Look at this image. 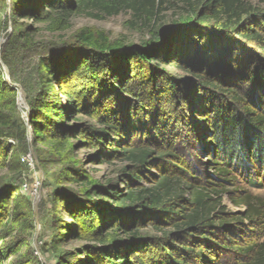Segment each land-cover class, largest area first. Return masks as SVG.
Wrapping results in <instances>:
<instances>
[{"label":"rangeland","instance_id":"1","mask_svg":"<svg viewBox=\"0 0 264 264\" xmlns=\"http://www.w3.org/2000/svg\"><path fill=\"white\" fill-rule=\"evenodd\" d=\"M206 1L164 0L159 15L149 21L135 18L128 11L102 18L82 13L71 18L68 29L50 32L44 24L29 20L10 21L6 16L11 12V0H0V72L3 73L0 86L5 88L7 85L8 90L14 91H8L0 100V264H90L91 255H87L85 250L87 246L95 245V242L86 234L102 228L98 216V212L103 210L102 203L92 207L96 209L92 211L93 215L80 217L76 226H73L65 209V203L80 198L81 191L90 183L110 186L111 192L124 193L130 187L148 188L161 176L179 179L188 186L205 189L211 199L221 204L222 217L226 220L243 217L245 208L236 205L239 198L249 195L251 199L264 201V170L256 168L251 172L241 168L225 169L228 175L218 176L216 164L222 162L215 152L207 149V146L210 147L208 143H211L212 133L209 132H212L210 122L214 112L205 103L206 97L203 100L196 99V96L202 95L198 92L199 81L194 74L202 70L200 65H204V60L193 69L182 66V60L175 54V50H181L180 46L173 44L168 59L153 61L146 66L132 62L126 64L133 89L146 95L143 90L145 84L141 83L151 69L159 71L166 78L179 81L180 91L174 96L167 92L163 81L160 82L162 87L159 86V95L147 91L143 107L136 95L125 91L115 93L114 101L109 103L107 99L111 97L108 95L118 85L113 84L111 75L103 71L105 69L101 62L96 61L93 66L85 65L82 63L83 54H79L83 47L78 35L82 32L102 36L111 43L140 46L152 36H157L156 32L180 28L178 21L197 14ZM242 1L249 13L240 22L222 17L189 31L182 28L178 30L179 34H190L198 29L201 32H213L222 42L218 47L224 52L218 56L224 63L221 68L225 66L229 77L243 69L245 57L264 63V54L260 49L261 46L264 48V0ZM221 23L232 26L222 28ZM24 31H28L31 43L24 44L20 40V33ZM246 35L255 36L256 40L246 39ZM194 38L192 41L187 40L193 46L196 44ZM199 44L204 52L208 51L205 41H199ZM2 58L8 60L11 69ZM41 60L50 61L56 66L61 64V67L70 71V78L63 81L62 87L49 85L51 81L46 80V73L40 69ZM2 65L8 71L9 80ZM221 68L215 69L221 72ZM245 74L244 70L237 79L233 75V85L241 87L244 92L252 86ZM206 79L212 81L215 78L210 75ZM20 83L28 88L31 96ZM12 84L21 87L26 95L25 101L20 99L19 89ZM62 90L70 92L72 100L91 102L92 109L97 110L98 106L103 105L106 109L102 108L101 112L91 116L75 111L71 119L66 118L63 111L67 99L61 94ZM262 94L264 98V91ZM11 99L14 100V106L11 105ZM123 101L132 102L129 108L130 114H133L131 123L127 124L126 133L112 134L99 120L108 108H115V104ZM30 102H38L46 107L40 120L47 132L56 123L80 127V135L76 139H69V147L62 158L56 157L47 141H33V136L29 137ZM234 107L233 111L236 110ZM131 147L152 151L146 166L139 167L119 153L122 148ZM111 149L118 152L110 154ZM134 174H138L140 179L132 185L130 182ZM172 184L175 185L174 182ZM182 198L184 200L175 201V210L187 204L189 194L184 193ZM106 202L113 205V200L106 199ZM234 226L237 231L233 236L235 244L247 246L260 241L261 235L251 223L242 221ZM131 228L142 243L149 245L138 250L139 253L129 255L132 264H136L137 259L144 261V264H155L159 256L157 254L163 252V246L167 248V245H162V240L177 233V229L158 224L150 217L145 221L134 222ZM108 232L106 227L101 230L102 235ZM117 239H125L123 242L129 240L127 236L121 235ZM170 243L176 250L175 254L170 255L171 258L183 257L176 249L180 246L179 241ZM221 243L228 245L226 241ZM223 251L228 254L226 256L234 257ZM213 255L205 253L203 260L186 257L185 264H206L207 260L214 259ZM229 257H220L218 261L223 264Z\"/></svg>","mask_w":264,"mask_h":264},{"label":"trees","instance_id":"2","mask_svg":"<svg viewBox=\"0 0 264 264\" xmlns=\"http://www.w3.org/2000/svg\"><path fill=\"white\" fill-rule=\"evenodd\" d=\"M163 3L164 0H11V12L6 18L10 21L29 20L35 24H44L50 32H61L69 28L73 16L82 13L102 18L128 11L135 18L149 21L159 15ZM202 7L197 14L194 13L180 19L178 21L180 28L156 32L157 36H152L150 40L143 42L140 46H125L118 42L111 43L102 36H93L82 32L78 35V40L83 47L79 52V54L84 55H82V63L93 66L94 62H101L105 69L103 71L111 75L114 80L113 84L118 85L109 93L108 96L111 97V99L107 97L109 103L114 101L115 93L125 91L131 95H136L141 100L140 106L144 107L143 103L148 95L147 91H153L154 95H159L158 91L162 87L160 82L163 81L167 92L174 96L180 91L179 81L166 78L159 71L155 72L151 69L147 78L141 83L142 85L145 84L143 90L147 93L146 95L142 91L133 89V84L129 82L130 76L126 64L132 62L146 66L153 61L168 59L173 44L180 46L179 49L181 50H175V54H178L179 60H182V66L185 65V67L193 69L202 64V60H204V65H200L202 70L199 69V73H197L198 71L194 72L197 73L194 76L199 81L198 92L202 95L196 96V99L203 100L206 97L205 103L214 112L210 122L212 123V132H209L212 133L211 143L207 141L210 144L207 149L215 152L216 157H219L222 162L216 164L218 176L228 175V171L225 169L241 168L240 170H250L251 172L255 171L256 168L264 170V98H262L264 90L260 89L264 88V63L258 59L256 61L255 58H243V69H239V72L233 75L236 79L240 78L245 70L247 81L253 87L251 86L244 92L241 87L233 85L234 76L229 77L227 75L225 66L221 68V64L224 63L218 54L223 53L224 50L218 47L222 42L213 35V32H201V29H198L192 31L193 35L192 32L190 34L183 32L180 33L181 35L178 33L181 28L189 31L198 25H204L208 21L222 17L229 21L235 20L237 23L249 12L242 0H207ZM92 11L93 13H90ZM229 26L232 24L223 23L221 25L222 28ZM245 37L252 39V41L256 40L255 36L246 35ZM19 38L24 44L31 43L28 31L21 32ZM193 38L196 39L195 46L190 43ZM166 40L167 42L164 44L163 42ZM199 41H205L208 47L207 52L201 49ZM209 47L211 48L209 49ZM261 47L260 49L264 54V48ZM86 53L87 55H85ZM2 61L11 69L7 59L2 58ZM41 61L40 69L46 73V80L51 81L50 86L57 85L60 88L63 81L70 78V71L61 67V64L56 66L50 61ZM216 67H220L221 72L220 69L216 70ZM210 75L215 79L208 81L206 77ZM2 76L3 73L0 72V79ZM11 81H15L13 76H11ZM21 85L26 93L31 96L28 88L23 84ZM7 88H9L7 85L5 88L0 86V100L8 91L14 92ZM62 91L61 94L67 99L63 111L66 118L71 119L75 111H81L91 116L101 112L102 108L106 109L104 105L98 106L97 110L92 109L91 102L82 101L80 103L78 100H72L70 92ZM240 91L242 92L240 93ZM149 95L152 94L149 92ZM201 101L200 104L202 105ZM123 102L115 104V108H108V111L100 117L99 122L112 134L126 133L127 124L131 123L133 114L131 113V116L129 108L132 107V102ZM11 105H15L13 99H11ZM232 106H235L236 110L233 111ZM30 108L31 113L28 121L32 129L33 141H47L56 157L62 158L69 147V139H76V136L80 135V127L56 123L47 132L40 120L46 109L44 104L30 102ZM204 132L206 133V129ZM114 143L117 144L116 141ZM117 152L115 149L109 150L110 154ZM119 153L142 168L149 163L152 156L151 150L137 147L122 148ZM132 175L133 173H131ZM139 179L138 174L133 176L130 184ZM84 182L87 181L84 180ZM188 191L190 192L188 193ZM184 193L189 194L187 204L178 206V209L175 210L174 207H177L175 201L184 200L182 198ZM106 199L113 200V205L107 203ZM97 203H102L103 207V210L98 212L102 228L106 227L109 232L102 235L101 228L86 234L90 236L91 241L95 242V245L87 246L85 250L86 254L91 255L89 260L92 261V264H132L129 261V255L139 253L138 250L149 245L142 243L131 226L134 222L147 220L148 217L153 218L158 224H167L177 229V233H173L162 240V245H167V248L163 246V252L157 254L159 256L156 258L155 264H185L186 257L189 259L198 257L203 260L205 253L212 255L214 253L212 256L214 259L207 260L206 264H221L218 261L220 257L224 256V259L229 257L223 250L234 256L229 257L230 259L224 261L223 264H264L263 200L251 199L249 195L239 198L236 205L245 208L243 217L226 220L222 217L221 204H217L211 199L205 189L188 186L179 179L171 180L166 176H161L148 188L130 187L124 193L111 192L110 186L90 183L83 188L80 198L74 201L68 200L65 203V209L72 219L73 226L77 225L80 217L93 215L92 211H96V209H92V207L95 208ZM127 204L129 206H126ZM242 221H247L256 227L257 233L261 235L259 242L247 246L235 244L233 236L237 231L235 232L234 225L238 222L241 224ZM119 235L127 236L129 240L123 242L125 239H117ZM172 241H179L180 246L176 249L181 252L183 257H177L174 260L171 258L170 255L175 254V249L170 243ZM221 241H226L228 245H223ZM136 264H144V261L137 259Z\"/></svg>","mask_w":264,"mask_h":264},{"label":"water","instance_id":"3","mask_svg":"<svg viewBox=\"0 0 264 264\" xmlns=\"http://www.w3.org/2000/svg\"><path fill=\"white\" fill-rule=\"evenodd\" d=\"M2 70L4 71V73H5V75H6V77H7V79L9 80V76H8V71H7V69H6V67L5 66H3L2 65ZM13 85V87H16V88H18L19 89V97H20V99L23 101H25V97H26V95H25V93L22 91V89H21V87L20 86H18V85H15V84H12ZM28 134H29V137H30V135H32V130H31V128L29 127V130H28Z\"/></svg>","mask_w":264,"mask_h":264},{"label":"built area","instance_id":"4","mask_svg":"<svg viewBox=\"0 0 264 264\" xmlns=\"http://www.w3.org/2000/svg\"><path fill=\"white\" fill-rule=\"evenodd\" d=\"M37 185V184H36Z\"/></svg>","mask_w":264,"mask_h":264}]
</instances>
